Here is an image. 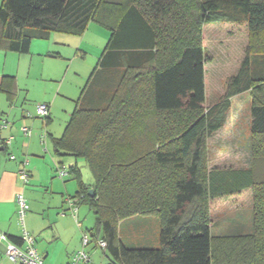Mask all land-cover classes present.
Instances as JSON below:
<instances>
[{
  "label": "trees",
  "instance_id": "trees-1",
  "mask_svg": "<svg viewBox=\"0 0 264 264\" xmlns=\"http://www.w3.org/2000/svg\"><path fill=\"white\" fill-rule=\"evenodd\" d=\"M89 22L110 31L100 67L125 70L105 104L76 109L52 146L90 171L87 185L69 167L77 183L71 198L95 218L90 243H106L107 264H264V150L254 145L249 169L205 172L204 157L230 99L246 92L253 144L264 138V60L257 57L264 51L251 47L253 34L264 33V0H2L0 49L26 53L34 39L80 34ZM204 28L218 33L221 59L211 58L216 42ZM210 67L223 75L235 68L224 90ZM247 192L251 233L214 250L199 202ZM136 216L156 218L157 247L120 242L119 223Z\"/></svg>",
  "mask_w": 264,
  "mask_h": 264
},
{
  "label": "crops",
  "instance_id": "crops-1",
  "mask_svg": "<svg viewBox=\"0 0 264 264\" xmlns=\"http://www.w3.org/2000/svg\"><path fill=\"white\" fill-rule=\"evenodd\" d=\"M91 24L109 33L102 49L95 40L85 41ZM94 34L96 38L101 35L97 31ZM109 38V30L89 22L80 34L51 32L46 39H34L26 53L19 54L0 49V78L5 80L4 86L0 87V120L5 118L9 123L6 128H0V232L10 238L18 239L22 231L16 218L15 196L18 191L23 192L29 210H34L26 215L27 228L30 232L37 231L34 223L36 219L41 218L37 212L45 205L38 201L39 197L45 201L48 199L46 195L40 196L43 193H49L50 201L54 204L53 209L56 211L50 219L51 223H73L72 217L66 213V208H63L61 198L64 193L69 194L68 181L76 183L74 175H69L60 180L61 182L53 176L56 165L63 164L61 158L70 156L57 155L53 150L52 140L63 135L76 109L95 108L99 104L102 106L112 94L113 85L119 80L125 68L100 67V60L106 54ZM90 52L94 56H89ZM138 55L124 53L120 56ZM109 75L114 80H111ZM40 103L49 105V118L42 121L37 117L28 118L26 114L35 115L36 106ZM21 127L29 128L30 134L24 136ZM9 137L13 138L11 145L5 148L2 141ZM9 154H13L16 161L9 160ZM23 157L28 158V169L31 174L30 184L24 189L20 187V178L17 175L18 160ZM69 165L71 166L68 168L79 169L76 159L70 160ZM78 171L80 173V170ZM55 193L60 197L50 196ZM60 211L65 216H60ZM76 219L77 221L74 219L76 227L82 229L77 216ZM76 230L73 231L68 244L60 251L52 253L49 244L40 243L38 252L44 264L69 262L72 254L81 249V238ZM57 236L56 240H59L61 235ZM118 237L123 245L130 248H155L158 245V222L155 217L150 216L131 217L119 223ZM89 247L94 252V243ZM87 252L92 258L93 252L89 250ZM107 262L103 261L101 264ZM0 263L9 264L1 248ZM90 264H94L92 260Z\"/></svg>",
  "mask_w": 264,
  "mask_h": 264
},
{
  "label": "rangeland",
  "instance_id": "rangeland-1",
  "mask_svg": "<svg viewBox=\"0 0 264 264\" xmlns=\"http://www.w3.org/2000/svg\"><path fill=\"white\" fill-rule=\"evenodd\" d=\"M2 0H0L1 5ZM99 32L101 35L99 38H96L95 34ZM109 33L100 28L96 27L95 24H91L87 37L85 39L86 42L90 40H95L101 46V49L105 46L106 41L108 39ZM202 35L204 38L216 42L215 48H213L211 58H215L216 60L221 59L222 56L219 55V36L218 33L214 30L203 29ZM251 47L255 52L264 51V33H256L253 34L251 38ZM238 51L235 50L237 54ZM89 56H94L91 52ZM239 56H233L234 62L236 64ZM261 60H264V56H257ZM213 64H211L212 66ZM260 68V67H259ZM235 70V68H234ZM232 69L229 75L222 73H218L217 69L210 67L208 71L214 76H217L219 88L224 90L227 78L230 74L234 73ZM258 70H255V73ZM258 76V75H257ZM216 94V92L214 93ZM253 102V97L250 92H246L237 96H234L230 99V106L225 115V123L223 127L215 132L214 134L208 136L205 139L204 143V157H205V172L209 171L212 168L218 169H249L254 166V158H253V147L254 145L258 146L261 150H264V138L258 139L255 144H253V136L250 133V107ZM27 113V112H26ZM25 113V114H26ZM31 113V112H30ZM34 115V114H33ZM36 117V116H35ZM40 119V118H37ZM6 120L2 118L1 121ZM42 121V119H40ZM44 125L43 130L44 131ZM51 149V147H50ZM53 152V151H52ZM27 158V157H23ZM61 158V157H59ZM28 159V158H27ZM62 163L64 166L68 167L70 160H75L73 157H62ZM69 160V161H68ZM77 165L80 170V175L82 181L86 184H90L93 182L89 169L87 168L83 159H76ZM29 170V169H28ZM54 179L59 180L55 173H53ZM68 177V176H67ZM66 177V178H67ZM65 179V178H64ZM69 190L64 196L61 198L63 200V208H66V213L72 217L69 213L68 206L65 200L69 197H73L76 192V183L74 181H68ZM27 187V186H26ZM248 193L240 194L237 196H231L229 198H221L219 200H213L210 202L209 194L203 199L199 204H201L200 208L206 210L209 222L210 233L212 237L213 249L216 250L219 246L225 245V242H230L239 235H246L251 233L252 225H253V216L250 206L248 205L249 198ZM47 196L48 199L45 201L39 197L38 201H42L44 208L41 211L37 212L38 215L41 216L40 219H36L35 227L37 231L30 232L27 228V219L24 218V226L27 232H29L35 238V246L37 250L39 249L40 243L49 244V248L51 251H60L66 246L77 228L75 225L74 218L72 217V224L69 223H51L53 218V213L56 212L53 207L54 204L50 201L49 193L40 194V196ZM53 197H60L58 193L51 194ZM210 205V211L207 210V207ZM29 206V205H28ZM50 208V209H49ZM30 212H34V210H29ZM27 212V214L29 213ZM77 217L81 223L82 229L76 230L82 236V233L91 232L95 225V218L92 212L89 210L86 204H79ZM26 214V215H27ZM60 216L62 212H59ZM17 218V216H16ZM55 218V217H54ZM19 223V222H18ZM20 226V225H19ZM57 234H60L61 237L59 240H56L58 237ZM92 244V243H91ZM90 244V245H91ZM89 245V246H90ZM62 248V249H61ZM91 247H87V251L93 252ZM94 250V249H93ZM39 251V250H38ZM91 260L94 264H101L103 261L107 262V258L101 251L95 247Z\"/></svg>",
  "mask_w": 264,
  "mask_h": 264
},
{
  "label": "built area",
  "instance_id": "built-area-1",
  "mask_svg": "<svg viewBox=\"0 0 264 264\" xmlns=\"http://www.w3.org/2000/svg\"><path fill=\"white\" fill-rule=\"evenodd\" d=\"M50 107L48 104L40 103L36 106V112L33 116L32 114H26L28 118H40L46 120L49 118ZM6 120L1 121L0 128H6L8 126ZM21 132L24 136L30 134V129L27 127H21ZM12 137L6 138L2 141L3 147L7 148L11 145ZM42 143H44V136H42ZM9 160L16 161V157L13 154L8 155ZM19 169L17 175L20 178V187L25 188L30 184L31 174L28 170V159L22 158L18 160ZM55 176L63 180L69 176V168L63 164H57L54 170ZM68 210L72 217L77 221V211H78V200L75 198H67L65 200ZM16 203V216L21 227V236L18 244L13 243L9 237L0 232V248L3 250V255L9 264H44L41 255L35 246V238L26 231L24 226V218L29 211V206L26 198L22 191H18L15 196ZM90 237L87 233L83 232L81 237V249L74 252L70 257L67 264H90L91 257L86 251V248L90 245ZM94 246L98 249L104 251L106 248V243L102 240H98L94 243ZM2 264V263H0Z\"/></svg>",
  "mask_w": 264,
  "mask_h": 264
},
{
  "label": "water",
  "instance_id": "water-1",
  "mask_svg": "<svg viewBox=\"0 0 264 264\" xmlns=\"http://www.w3.org/2000/svg\"><path fill=\"white\" fill-rule=\"evenodd\" d=\"M90 196H93V190H89Z\"/></svg>",
  "mask_w": 264,
  "mask_h": 264
}]
</instances>
